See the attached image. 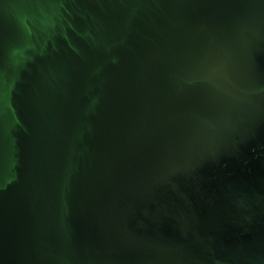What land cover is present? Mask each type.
I'll return each instance as SVG.
<instances>
[{
  "label": "water",
  "instance_id": "1",
  "mask_svg": "<svg viewBox=\"0 0 264 264\" xmlns=\"http://www.w3.org/2000/svg\"><path fill=\"white\" fill-rule=\"evenodd\" d=\"M0 264H264V0H0Z\"/></svg>",
  "mask_w": 264,
  "mask_h": 264
}]
</instances>
